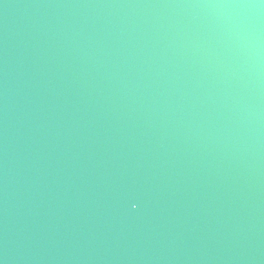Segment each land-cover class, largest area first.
Masks as SVG:
<instances>
[{
    "label": "water",
    "instance_id": "water-1",
    "mask_svg": "<svg viewBox=\"0 0 264 264\" xmlns=\"http://www.w3.org/2000/svg\"><path fill=\"white\" fill-rule=\"evenodd\" d=\"M0 264H264V0H0Z\"/></svg>",
    "mask_w": 264,
    "mask_h": 264
}]
</instances>
